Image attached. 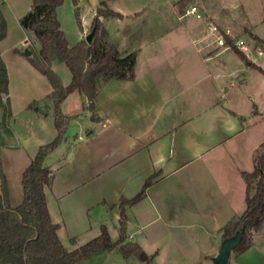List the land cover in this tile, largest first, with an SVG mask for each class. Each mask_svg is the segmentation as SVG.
Wrapping results in <instances>:
<instances>
[{
  "label": "crops",
  "instance_id": "1",
  "mask_svg": "<svg viewBox=\"0 0 264 264\" xmlns=\"http://www.w3.org/2000/svg\"><path fill=\"white\" fill-rule=\"evenodd\" d=\"M179 1L156 0L153 6L154 24L176 34L160 33L131 47L110 41L103 27L106 19L100 18L107 41L115 44L122 56L135 52L134 79L100 83L92 111L85 109L86 100L77 92L60 105L67 124L72 118L83 131L69 146L67 137L49 154L57 153L55 158L45 164L48 155L43 163L53 174L52 183L44 188L46 206L68 251L97 237L102 226L112 240L115 231L118 237V201L133 198L152 176L144 197L125 208L127 241L153 255L150 264H211L222 243L220 230L245 209L241 173L252 171L254 153L264 142V57L250 61L240 51L246 58L242 59L220 46L208 25L217 27L231 41H244L251 49L258 46L256 38L264 42V33H258L241 6L242 13H236L231 0ZM101 3L112 10L105 1ZM185 3L187 8L196 6L203 16L200 21L183 16ZM30 8L16 16L18 23ZM112 11L122 15L115 20L125 24L139 15L137 10ZM0 17L6 24L0 60L8 78V94L1 100L8 99L10 109V118L3 125L0 108V162L7 203L13 208L22 201V172L37 149L55 138L56 130L49 98L52 88L49 83L42 88L33 84L14 101V113L22 114L33 127V145L27 139L25 144L14 142L10 125L13 102L4 54L29 63L22 53L31 49L24 44L26 35L9 39L14 0H0ZM255 17L264 24V4ZM89 28H82L77 42ZM27 41L32 42L31 51L37 52L36 40ZM32 69L31 79L41 80ZM70 98L76 103L72 108L67 105ZM8 153L17 154L22 162L14 184L2 162ZM253 233L250 248L232 260L229 257L227 264H264V222ZM118 256L127 261L111 251L93 254L78 264H106L109 257Z\"/></svg>",
  "mask_w": 264,
  "mask_h": 264
},
{
  "label": "trees",
  "instance_id": "2",
  "mask_svg": "<svg viewBox=\"0 0 264 264\" xmlns=\"http://www.w3.org/2000/svg\"><path fill=\"white\" fill-rule=\"evenodd\" d=\"M63 0H32L30 10L19 19L20 27L30 33L39 45L37 52L31 51L29 64L44 76L52 88L53 126L55 138L37 149L35 156L21 174L22 201L16 207L7 203L5 176L0 162V264H78L96 253L117 251L122 258H136L143 264H150L153 255H147L137 244L127 241L125 208L140 201L150 186L153 176L144 183L141 191L131 199L118 201V237L112 241L105 226L100 234L75 250H66L58 236V225L52 223L46 206L44 188L50 186L53 174L44 167L45 158L63 141L67 118L60 110L62 101L77 92L86 100L85 109L92 111L100 83L110 80L131 81L134 79L135 52L122 56L115 44L107 41V32L102 28L100 18L121 19L122 15L106 8L104 3L95 10L89 34V44L84 39L73 47L68 42L56 16V9ZM76 4V0H72ZM77 15V13H76ZM78 23L79 19H77ZM6 24L0 17V40L5 36ZM225 44L242 59L232 41L224 35ZM257 41L258 38H256ZM246 59V58H245ZM56 61L68 69L71 79L62 86L59 76L51 69ZM6 68L0 60V108L3 109V125L10 118ZM245 183V209L238 218H232L220 231L222 241L233 237L244 225L239 244L232 252L241 254L251 246V235L264 222V142L253 156L251 172H242Z\"/></svg>",
  "mask_w": 264,
  "mask_h": 264
},
{
  "label": "rangeland",
  "instance_id": "3",
  "mask_svg": "<svg viewBox=\"0 0 264 264\" xmlns=\"http://www.w3.org/2000/svg\"><path fill=\"white\" fill-rule=\"evenodd\" d=\"M101 1H105L107 6L112 10L118 8L124 10L126 13H132V11H136V10L139 11V15L132 16L131 19L133 20V22H129L125 24V21H117L112 18H107L104 21L103 27L109 33L110 41L112 42L113 41L116 43L125 42L127 46L131 47L137 45L140 42L147 40L148 38L159 35L160 33H164L163 35H170L177 33L174 30L171 31L172 29L170 30L167 27H160L154 24L153 21L155 17L153 15L154 13L153 6L157 3L156 0H76V4H74L72 0H63L62 4L56 9V16L60 23L61 30L63 31L69 46H74L77 43V41L79 40V36L81 35L82 28L91 25L92 19L95 14V10L98 7H100ZM231 1H232L231 3L235 2L236 4V8H237V10L235 11L236 13H242V11H244L246 13L247 20H249V22L253 23V25L256 26L258 33H264V24L255 20L256 19L255 16L260 11V5L264 4V0H231ZM181 2H184V0L179 1V3ZM31 4H32V0H14V24L10 20L9 39L10 38L12 39L13 37L14 39L18 37L22 38L23 35H26V40H32L33 36L30 33L23 31L19 27L18 20L16 19V16L25 13V10L26 9L28 10ZM188 5L189 4L187 3L184 4L183 16L188 19L192 18L194 21L197 22L198 19L190 15H186V8ZM240 6L242 8V11L241 9H238ZM77 19H79L80 23H78ZM237 21L240 22V20ZM256 42L258 43L257 47L264 48V42L260 43V41L257 40ZM26 47L32 50V42L28 41ZM4 60L9 71V79H10V87H11L9 97L13 102V118L10 125L11 128L14 130V142L25 144V142L23 141L24 139L25 140L27 139L28 140L27 142L28 143L31 142V144L33 145V141L35 137V134H33V131L31 130L33 127L29 126L30 124L26 121L25 117L22 114L14 113V101L17 100L18 102L22 97V95L26 93L25 91L31 88L33 84L37 87L42 88V86L48 84L47 79L44 76L40 75L39 73H36L35 71L32 72H35L34 74L38 76V78H40L41 80L31 79V76L29 74V72H31L29 70H33L31 65L24 61H17V62L14 61V56L9 53L4 54ZM52 69L59 76V78L65 85L69 83V80L71 79V75L64 64L56 62L54 63ZM74 96L76 97L78 95H74ZM67 102H68L67 105H69L70 108L76 105V103L72 101L71 98L68 99ZM34 108L36 107H33L32 110H34ZM84 121L86 123L88 122L87 119H85ZM65 134L66 135L64 137V140H66V138L68 137L67 145L69 146V144L73 143L77 134H83V131L77 124L76 120L72 121V118H70V121L67 124V130ZM62 143L60 145H62ZM56 155L57 153L55 155H51V156L49 155V157L45 161V164L51 162V160H53V158H55ZM2 162L6 173H8L10 183L14 184L13 183L14 177L17 175L19 167L22 164V162L20 163V159L19 157H17V154L15 155L13 154L12 156V154L9 153L7 154V156L4 154ZM112 237H113L112 241H115L117 239L116 231L113 233ZM66 246H69V244H66ZM235 256L236 254L234 252H231L229 256L231 257L230 260H232L233 257ZM108 260L110 261L107 262L106 264H143L134 257L128 258L126 262L121 261L122 259L120 256L109 257ZM230 264H233V262H230ZM234 264L237 263L235 262Z\"/></svg>",
  "mask_w": 264,
  "mask_h": 264
},
{
  "label": "built area",
  "instance_id": "4",
  "mask_svg": "<svg viewBox=\"0 0 264 264\" xmlns=\"http://www.w3.org/2000/svg\"><path fill=\"white\" fill-rule=\"evenodd\" d=\"M186 14L200 20L202 18L201 14L199 13L198 9L196 8V6L194 5H190L187 9H186ZM208 29L210 30V32L212 34H216L217 35V42L220 46H224L228 49H230L224 41V35L222 32H219L217 27L209 24L208 25ZM28 43V41L26 40L24 42V44L26 45ZM234 47L245 53L247 58L250 59V61H254V58H262L264 57V48H260V47H256L254 49L249 48V46L242 40H234L232 41Z\"/></svg>",
  "mask_w": 264,
  "mask_h": 264
},
{
  "label": "water",
  "instance_id": "5",
  "mask_svg": "<svg viewBox=\"0 0 264 264\" xmlns=\"http://www.w3.org/2000/svg\"><path fill=\"white\" fill-rule=\"evenodd\" d=\"M93 37V31H91L89 34H87L84 38L85 42L89 44ZM22 55L26 58L30 57L31 53L28 49H25L22 53ZM244 230V225L241 226V228L236 232V234L228 239H225L222 241L220 248L216 254L211 260V264H227L229 260L230 253L236 247L240 240L241 236Z\"/></svg>",
  "mask_w": 264,
  "mask_h": 264
}]
</instances>
